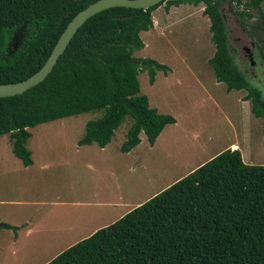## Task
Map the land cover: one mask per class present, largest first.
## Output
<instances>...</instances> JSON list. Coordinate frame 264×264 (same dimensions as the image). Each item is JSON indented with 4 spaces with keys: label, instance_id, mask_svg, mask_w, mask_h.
Wrapping results in <instances>:
<instances>
[{
    "label": "trees",
    "instance_id": "16d2710c",
    "mask_svg": "<svg viewBox=\"0 0 264 264\" xmlns=\"http://www.w3.org/2000/svg\"><path fill=\"white\" fill-rule=\"evenodd\" d=\"M93 1L0 0V83L37 71L66 23ZM220 1L162 0L146 9L114 6L88 17L42 81L0 97V135H8L14 156L29 165L28 129L82 112L100 115L84 123L77 145L103 147L124 118H130L121 152L136 146L140 133L152 145L162 128L175 122L149 106L137 80V73L146 70L152 84L155 72L166 73L169 67L132 54L143 47L139 33L152 26L150 14L163 2L165 9L203 5L214 47L209 58L214 78L226 91H245L243 100L253 116L262 118L264 131V98L234 63ZM262 1L229 0L257 9ZM234 14L245 29L242 18L250 13ZM231 147L235 149L221 150L44 264H264V164L244 163L237 147ZM0 228L16 230L3 222Z\"/></svg>",
    "mask_w": 264,
    "mask_h": 264
},
{
    "label": "rangeland",
    "instance_id": "374dc122",
    "mask_svg": "<svg viewBox=\"0 0 264 264\" xmlns=\"http://www.w3.org/2000/svg\"><path fill=\"white\" fill-rule=\"evenodd\" d=\"M163 3L150 14L152 26L139 33L143 47L132 54L154 59L169 67L166 73L156 71L152 84L148 82L146 70L137 73V80L140 93L147 96L149 106L157 112L171 115L175 122L162 128L152 146L140 133V143L129 155L119 149L130 123L129 117H125L114 130L105 152L99 151L94 144L78 151L73 149L82 136L84 123L97 118L100 111H87L44 122L28 129L32 137L26 141V147L32 150L34 165L27 169H23L24 166L12 153L8 135H0V220H12L19 216L16 213L20 211L26 212L24 218L32 213L39 220L45 219L43 222L47 230L53 232L52 243L46 241L44 231L39 235H26L24 230L20 234L17 232L16 244L23 248L15 244L11 249L8 240L16 232L1 229L0 264L43 261L77 236L72 237V230L67 231L72 222L66 214L69 207L33 203L64 196L63 191L70 185L83 183L88 190L100 186L108 190L117 182L120 188L124 186L122 190L125 194L138 200L165 184L173 183L212 154L231 146L237 147L244 163L264 164L262 118L250 112L249 102L243 100L244 90L226 91L224 84L214 78L209 63L214 47L209 39V20L203 13V5L183 3L165 9ZM220 10L234 63L264 98V66L261 64L264 62L261 58L264 55V19L260 17L264 14V0L259 9L250 4L236 5L222 0ZM241 10L248 11L251 16L242 18L246 23L245 29L239 23L240 17L234 14V11ZM14 37L18 39L19 32ZM248 53H251L252 65H249ZM38 145L42 147L43 154L38 153ZM114 152L117 154L113 158L102 155ZM102 158L115 167L112 169L108 163L106 168L99 165V161L93 162ZM41 159H46V169L38 168L41 167ZM78 160V168H73L76 174H73V181H69L64 171L65 164L71 165ZM83 160L88 164L87 168ZM140 163V167L134 166ZM147 169L151 172L145 173ZM95 172L98 174L96 179ZM80 174L85 175V181ZM70 199L71 196L68 197ZM122 210L125 206L109 210L108 215L103 212L101 219L107 222ZM99 213H102V208ZM95 223L92 221L91 224Z\"/></svg>",
    "mask_w": 264,
    "mask_h": 264
},
{
    "label": "crops",
    "instance_id": "0c3cea01",
    "mask_svg": "<svg viewBox=\"0 0 264 264\" xmlns=\"http://www.w3.org/2000/svg\"><path fill=\"white\" fill-rule=\"evenodd\" d=\"M31 137H32V134L28 138V140ZM109 142H110V140L103 147L98 146L95 142L90 143L89 147H88V144L76 145V146L73 145V149L78 151L80 148H90L91 144H94V145L98 146V150L99 151L105 152L106 149H107V144ZM139 143L136 146H134V147L136 148L139 145ZM153 144H154V142H153ZM134 147H132L127 152H123V153L126 154V155H129V153L133 150ZM229 148L232 149V147H229ZM28 150H30L31 155H32L31 148H28ZM38 153L39 154H43L42 147H40V145H38ZM115 154H117V153L116 152H114V153H104L102 155L106 156L107 158H113V157L116 156ZM215 154H217V152ZM215 154H212L211 157L214 156ZM99 156H101V154ZM58 157L59 156H55V158H58ZM41 160H42V162L40 163L41 167L39 166L38 168L39 169H46L44 167L47 164L46 163V159H41ZM81 161H82V159H81ZM98 161H99V165H101L103 167L107 168L109 166L108 163L111 165L112 169L115 167V165L111 164L105 158L94 159L93 160V162H95V163L98 162ZM247 163H249V162H247ZM79 164H80V160L73 162L71 165L65 164L66 168H65L64 171H65L67 179L69 181H73V174H76V171L73 172V168H78ZM83 164H84L85 167H86V165H88L87 163L84 162V160H83ZM33 165H34V161L32 159L31 163L29 165H27V166H24L23 169H27L29 167H32ZM140 165H141V163L140 164H136L134 166L135 167L136 166L140 167ZM150 172L151 171H149L148 169L145 170V173H150ZM189 172H190V170H189ZM97 175H98L97 172H95L94 173V179L97 178ZM80 178L82 180H84V181L86 179L85 175H83V174H80ZM169 184H167V185H169ZM167 185L165 184V186L159 188L157 191L151 192L147 196H145V197H143L141 199L135 200V198H132V196L130 194H125L123 192V190H122L124 188V186L121 185V188H120V185L117 182L114 183V186H112L108 190L104 189L102 186L95 187L94 189H89L88 190L86 188V186H83V183L82 184L78 183L77 185H70V187H69L70 189L69 188L65 189L63 191V193H62V194H64V196H55L53 198H47V199H43L41 201L33 202L35 205H40L42 203H46V204H49V205H52V206L61 205V206L69 207L70 209L66 212V214L72 218V220H70V222L71 221L72 222L71 223L69 222L70 223L69 224L70 227L68 226L67 231L69 229L72 230V232H73L72 237L74 235H77V236L72 238V240L69 242V244L63 245L61 250L59 249V250L54 251V253H52L45 260H47V259L49 260L51 257H53L57 253H59V251L61 252L63 249L67 248L71 244H73V243L77 242L78 240L90 235L96 229L110 224L111 222H113L114 220H116L117 218L122 216L125 212H127L131 208L139 205L140 203L144 202L149 197L153 196L154 194H156L157 192H159L160 190L165 188ZM133 193H135V191H133ZM133 193H132V195H133ZM71 194H73V195H71ZM69 196H71L72 199L68 200ZM126 198H128V200H133V202L126 200ZM72 206L81 207V208H72L71 209ZM118 206L119 207H124L125 206V210L124 211L122 210V212H120V214H118L115 218H112L111 220H109L107 222H104L101 219L103 212H106V215H108L109 210H114ZM101 208H102V213H99ZM25 213L26 212L20 211V213H16L19 216L13 217L12 220H10V219L4 220V221L0 220V222L7 223V224H9L11 226H15L16 227V230H15L16 233L14 235H11L9 237V240H8L9 244L11 246V249H13L14 246H16V245H19V244H16V243L18 241V233L21 232L22 230H24V233H26V235H30V234L39 235L40 234L39 232L44 231L43 232L44 238L46 239V241L51 242V240L53 239V237H52V233L53 232H51L50 230H47V225L45 226L44 222H43L45 219L39 220V219L35 218L34 215L32 213H30V212H29L30 214L27 215L26 218H24L23 215ZM92 221H94V222L96 221L97 223L91 224ZM1 229L8 230L10 228H0V230ZM83 231H85V232H83ZM80 232H83V233L79 234ZM49 245H50V243H49ZM20 248H23V247L20 246ZM45 260H43V261L42 260H37L34 264H42V263L45 262Z\"/></svg>",
    "mask_w": 264,
    "mask_h": 264
},
{
    "label": "water",
    "instance_id": "95a60500",
    "mask_svg": "<svg viewBox=\"0 0 264 264\" xmlns=\"http://www.w3.org/2000/svg\"><path fill=\"white\" fill-rule=\"evenodd\" d=\"M161 1L162 0H95L89 3L84 8L77 11L66 23L47 58L37 71L20 81L0 83V97L20 94L29 87L42 81L52 69L58 56L63 52L70 38L81 24L91 15L114 6L146 9L147 7L155 5ZM246 52H248L247 49ZM248 61L250 65L253 64L251 53H248Z\"/></svg>",
    "mask_w": 264,
    "mask_h": 264
},
{
    "label": "clouds",
    "instance_id": "9594fccd",
    "mask_svg": "<svg viewBox=\"0 0 264 264\" xmlns=\"http://www.w3.org/2000/svg\"><path fill=\"white\" fill-rule=\"evenodd\" d=\"M232 149H235V148H232ZM241 154V153H240Z\"/></svg>",
    "mask_w": 264,
    "mask_h": 264
},
{
    "label": "flooded vegetation",
    "instance_id": "af4514ba",
    "mask_svg": "<svg viewBox=\"0 0 264 264\" xmlns=\"http://www.w3.org/2000/svg\"><path fill=\"white\" fill-rule=\"evenodd\" d=\"M253 45V44H252Z\"/></svg>",
    "mask_w": 264,
    "mask_h": 264
}]
</instances>
